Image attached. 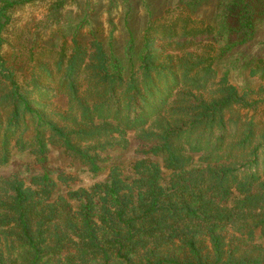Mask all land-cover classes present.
<instances>
[{"label":"trees","instance_id":"obj_1","mask_svg":"<svg viewBox=\"0 0 264 264\" xmlns=\"http://www.w3.org/2000/svg\"><path fill=\"white\" fill-rule=\"evenodd\" d=\"M34 1L0 0V170L15 154L30 159L0 175V264H264V87L228 82L248 65L264 80V62L223 61L264 23V0H218L211 24L188 15L208 0H177L179 26L150 20L140 0L137 40L119 0L121 51L84 13L68 44L20 43L21 64L2 52V34ZM84 26L87 44L77 40ZM129 136L140 155L129 172L103 167ZM52 150L104 178L75 186L47 167Z\"/></svg>","mask_w":264,"mask_h":264},{"label":"rangeland","instance_id":"obj_2","mask_svg":"<svg viewBox=\"0 0 264 264\" xmlns=\"http://www.w3.org/2000/svg\"><path fill=\"white\" fill-rule=\"evenodd\" d=\"M55 0H36L31 4L22 6L12 11L10 15V24L6 31L2 34L6 40V45H3L2 52L10 57L14 52L18 56V60L23 62L27 54V50L20 47V43H25V48L31 40H34L36 45H48L58 41L69 43L70 34L74 25L80 22L83 14L90 16L93 24L97 26V34L99 38L105 39L109 33L112 37V43L117 51H121L127 39V28L123 22V10L119 0H73L67 2L61 9L54 14L49 11V7ZM131 6V15L127 18L129 31L134 37L139 39L145 23L146 15L142 9L140 0H128ZM218 0H208L202 5L190 12L189 18L194 21H201L205 24L213 22V15L216 12ZM147 7L151 12L150 20H156L155 23L170 25L174 23L179 26V16L183 17L184 13L180 12L177 0H146ZM91 28V27H90ZM89 27L84 26L77 35V40L83 44H87L90 39L88 34ZM234 62L235 66H241L244 62L254 64V62H264V23L258 25V29L253 39L244 46L238 47L236 50L224 57L223 61ZM222 61V60H221ZM217 62V74L224 72L228 67L224 63ZM247 64V63H246ZM240 70H231L228 72V82L235 86L239 91H255L259 86L264 87V80L257 76L248 74V67ZM26 71L25 74H28ZM218 77V76H217ZM57 106L62 105V101L57 98L53 99ZM261 115L255 116V119L264 120V106L260 107ZM129 141L128 148L123 152L110 153L109 160L103 164V167L110 163H115L120 166L124 173L129 172V164L137 159L140 155L137 154L138 144L132 137H127ZM105 162V161H104ZM30 164V159L23 155H14L11 158L8 166L0 170L1 176H8L12 173H19L22 167ZM47 167L55 173H64L71 175L75 180V186L86 187L89 184L102 180L106 173V169L98 176H92L81 168L69 161L59 150H52L47 154Z\"/></svg>","mask_w":264,"mask_h":264}]
</instances>
